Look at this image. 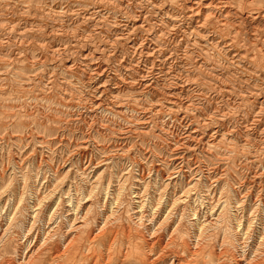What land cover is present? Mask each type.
<instances>
[{"label": "rangeland", "instance_id": "374dc122", "mask_svg": "<svg viewBox=\"0 0 264 264\" xmlns=\"http://www.w3.org/2000/svg\"><path fill=\"white\" fill-rule=\"evenodd\" d=\"M23 2L22 0H10L7 4H4L3 0H0V3L5 6L0 4V14H2L0 15V24L14 21L15 23L19 22L22 27L25 25H44L47 26L49 32L52 28H56L51 19L40 16L27 18L23 10L29 3H27L28 0H23ZM35 5L42 6L43 4L34 0L31 2V6L34 7ZM60 5L57 4V7ZM76 8L78 7H73V9ZM2 10L4 13H2ZM27 19L29 23L26 22ZM66 25L70 27L68 29L75 28L73 24L69 25L67 23ZM80 27L84 30L91 28L87 24H82ZM83 34L87 35V32ZM55 43L57 46L60 43L63 44L58 40ZM77 49H72L69 54L66 53L69 59L76 57ZM0 50L1 58L8 49L2 50L0 48ZM25 52H29L30 55L35 52L37 54L36 50ZM66 54L65 57H67ZM105 62L111 68L117 66L116 63ZM80 63L78 59V67L69 70L65 68L61 60H53L45 66H37V69L36 66L30 67L31 65L27 61H17L6 65L3 62L1 63L0 60V135L3 133L4 112L7 109H12V111L28 109L33 112L34 110H40L45 114L57 113L62 119L69 121L68 123L64 122L65 127L63 128L59 127L57 123L53 128L47 129L49 134H52L48 138L44 137L45 133L42 131L45 128L42 127V124L45 126L51 125L50 122L44 121L41 124L37 121V123L29 124L26 121L25 127L18 128L21 131L17 132L16 128L15 130L13 128L15 132L12 135L24 137L18 144L12 143V141H7L9 142L7 143L6 140H0L1 215L6 217L8 213V217H10L13 214L14 208L8 210V207H6L7 209L2 207L7 206L9 199L13 203L16 198L15 193L20 190L25 191L24 209L21 213L25 212L24 215L27 217L32 212L30 206L34 204V198H36L38 191V193H42L53 188L56 189L57 193L50 203V207L54 208L61 195L59 190L63 189L67 192L71 187L73 189L72 194L81 192L82 195L87 189L86 186L93 182L104 170V176L102 175L101 178L103 186L107 185V180L112 173L118 176L113 183L114 187L118 186L120 182L123 183L125 177L129 174L136 176L142 174L144 179L140 183L136 182L135 178L125 181L126 183L123 184L125 186H122L124 188L121 190L123 191L121 196H123L118 203L115 202L111 205V201L108 199L111 200L112 198H109L105 192L103 194L102 188L94 195L92 199L93 204L95 203L94 210L90 215L86 235L80 243V254L88 259L89 264H152L150 263L151 259L147 257L151 255V252L154 255L153 257L162 254L154 260L153 264H170L173 253H180L185 259L192 261V264H217L215 259H218V253L222 251L223 264H237L242 257H245L248 264H264V241H262L259 234L260 232L264 234V124L258 126L256 130L252 127L249 130L251 119L262 117L261 119L264 121V75L243 77L242 73H240V76L227 74L226 76L230 79V81H227L228 85L233 88V92L229 95L222 93L219 89L200 83L194 84L192 89L182 93L179 90L170 93L169 89H166V94H170L169 96L160 93L153 96L139 95L137 100L145 103L148 111L146 114L147 120L142 119L138 122L140 124H136L137 119L134 117L128 116L121 119L108 112L102 113L101 111L96 112L97 114L94 113V116H92L94 118H91L88 114L89 110L85 107L63 105L60 91L54 88L49 94L48 100H44L41 88L37 84L40 78L44 80L43 87L47 84L51 87L49 82L55 78L65 93H72L77 98L91 99L95 94V87L100 85L101 82L89 83L85 78V72H88V68L86 69ZM23 67L24 69H22ZM164 67L167 69L171 66L166 64ZM173 69L176 70L173 71L177 74L184 75L188 73L187 66L183 64L176 65ZM21 70L26 71L28 76L26 74L20 76L18 72ZM33 75L37 76L35 92L22 91L23 85L20 84H24L25 87L26 83L28 88L34 86V84H29L28 79L29 76ZM109 75V85L114 86L112 78L115 76V71L110 70ZM208 81L214 84L218 83L216 80L205 79L206 83ZM162 85L168 87V83L163 82ZM202 92L203 94H201ZM171 94H180L184 100L194 102V107L196 104L199 109L195 107L196 109L189 110L187 113L189 117L187 121L183 122L175 119V116L178 115L176 113L172 115L167 114L168 112L156 114L153 110L149 111V107L154 104L164 105L166 109L178 110L176 106L171 105ZM121 95L124 99H133L126 90L121 92ZM35 96H38V98L35 99ZM159 108L158 106L157 109ZM22 114L24 113L22 112ZM86 116L89 124L96 121L93 129H90L88 124H83V119ZM213 117L215 119L212 123L211 118ZM144 120L147 121L145 124H143ZM18 122L19 120H17ZM105 126L116 129L119 133L113 134L109 129L104 128ZM96 130L101 132L97 133ZM217 130H219V133L213 139L211 135H214ZM88 135L91 136V139H88ZM37 138L54 139V143H48V147L42 144L41 146L39 142H36ZM180 138H189V149L185 148L178 151L177 140ZM84 148L93 156L90 165L86 160L80 162L78 152ZM180 156H185L183 161L178 159ZM69 170L72 174L67 173ZM28 171L31 184L23 190L21 189L20 180H22V175ZM170 178L174 179L171 180ZM196 182H198V185L201 183L189 191L188 189ZM136 188L140 189V198H138ZM6 189L8 191L1 194ZM188 191L189 193H187ZM65 195L67 196V194H64V198ZM179 197L183 201L178 205H174L173 201ZM141 198L142 200H140ZM106 200L109 204L100 207L101 202L104 204ZM134 200L136 202L140 201L141 205L144 206V210L141 209L142 211L140 208L136 209L140 211L138 215L131 209L134 206ZM203 200L206 201V204ZM65 204L61 206L59 216L51 222L50 228L46 226V229L53 230L55 236L54 241H52L53 249L70 227L66 223V209L69 206ZM135 205L137 204L135 203ZM211 205L215 206L214 210H207ZM191 206H196L195 208L198 209L202 222L207 223L205 231L207 234L201 236L204 240L206 239L205 247L199 254L195 255L191 248L193 247V241L195 242L197 238L195 236L197 228L192 226L191 223L193 222L191 220ZM223 206H225L224 218L217 220ZM52 211L53 209H50V212ZM104 211L107 212L105 216L114 212V219L101 234H98L100 236L98 244L87 251L89 237L94 236L97 232L95 222L101 221L100 214ZM49 213L47 214L49 215ZM234 214L249 229L250 234L247 237L237 233L240 230L242 232L243 227L237 226ZM19 216L18 219L22 217L21 220H24L23 215L20 214ZM21 223L19 225L17 222L8 232V237L13 240L8 248L7 257L9 258H11V254L12 256L16 255L14 253L15 243L24 241L25 244H29L26 245V248L31 243H36L35 234L32 236L33 239L26 241L24 236L26 231H24L25 229ZM39 224L37 226L38 231L42 233L44 223L39 222ZM177 225L179 232L172 235V237L171 233ZM152 233L161 242L159 241L160 243L157 242L156 245L151 247L145 242H148L147 240ZM43 236L40 241H42ZM146 237L148 238L146 239ZM164 247L165 249H163ZM26 248L23 251H27ZM111 254L113 257L108 260L107 255ZM91 255L92 258L93 255L95 258H90Z\"/></svg>", "mask_w": 264, "mask_h": 264}, {"label": "bare ground", "instance_id": "6f19581e", "mask_svg": "<svg viewBox=\"0 0 264 264\" xmlns=\"http://www.w3.org/2000/svg\"><path fill=\"white\" fill-rule=\"evenodd\" d=\"M9 1L10 0H3V3L7 4ZM32 1L34 0H28L27 3L29 4L23 10L25 16H27V18H36L40 16L51 19L56 28H52L49 32L47 26L44 25H25L22 27L19 22L15 23L14 21H7L9 23L0 24V48L2 50L5 48L8 49L6 50V52H8H5L4 56H1V63L3 62L9 65L17 61H27L28 64L31 65L30 67H42L47 65L50 61L61 60L65 68L70 70L78 67L77 61L79 59L81 62L80 64L84 65L86 69L88 68V72H85L87 81L91 84L97 83L98 81L101 82L100 85L95 87V94L90 100L77 98L72 93H65L55 78L49 82L51 87L48 84H44L45 87H43L42 84L44 80L41 78L37 84L41 88L44 100L49 98V94L54 88L60 91L63 101L61 103L63 105L68 107L74 105L85 107L89 110L88 114H90L89 117L91 118H94L92 117L94 113L97 114L96 112L101 111L102 113L108 112L116 118L121 119L128 116L134 117L137 119L135 123L140 124L138 123L140 120H147L146 114L148 109L145 103H142L141 100H137V96L139 95L153 96L156 93H160L169 96L170 94H166V89H169L170 93H174L172 91L175 90H179V92L182 93L192 89L193 85H197V83L209 85L229 95L233 92V88L228 85L227 81H230V79L226 76L227 74L240 76V73H242L243 77L264 75V0H35L43 4L42 6L35 5L36 7L31 6ZM57 4L61 5L57 7ZM1 6L4 5L1 4ZM74 6L78 8L73 9ZM2 13H4V11ZM8 13L10 12L8 11ZM26 22H28V19ZM67 23L69 25L73 24L75 28L68 29L69 26L67 27ZM82 24H87L91 28L84 30L80 27ZM82 32H87V35ZM57 40L63 44L60 43L61 46H57L55 43ZM75 48H78L76 50V57L69 59L66 53L68 52L69 54V51ZM30 50H36L37 54H35V52V55H30L29 52H25ZM16 51H19V53ZM65 54L67 57H65ZM104 60L112 64L116 63V68H111ZM166 64H170L171 67L166 69L164 67ZM182 64L187 66L188 73L182 75L174 72L176 71L173 69L174 66ZM22 69H24V67ZM110 70L115 71V76L112 78L114 86L109 85ZM18 74L23 76L26 74V71L21 70ZM36 75L29 76L28 78L30 81L29 84H34L33 87L28 88L26 83L25 87L24 84H20L23 85L22 91H28L30 93L35 92V87L37 86L35 83L37 81ZM26 76L28 75L26 74ZM205 79L216 80L218 83L214 84L211 81L206 83ZM163 82L168 83V87L162 85ZM125 90L131 94L133 99H124L122 97L121 92ZM25 93L27 94V92ZM134 94H136V96H134ZM201 94H203V92ZM37 98L38 96H35V99ZM170 99L171 105L176 106L178 110L172 108L166 109L164 105L154 104L149 107V111L153 110L156 114L168 112L167 114L172 115L176 113L178 115L175 116V119H179L182 122L187 121L189 117L187 113L189 110L195 108L196 104L194 107V102L184 100L180 94H171ZM254 102L257 103L255 100ZM158 106L160 107L159 109H157ZM196 108L199 109V107ZM200 108L202 109V107ZM260 109L262 110V108ZM22 112L24 114H22ZM179 114L182 116L180 117ZM4 115L3 133L0 135V140H6V142L12 141V143L14 142L15 144L22 141L24 137L12 135V133L15 132L13 128L14 130L16 128L17 132L21 131L18 128L25 127L26 121L29 122V124L37 123V121L41 124L44 121L50 122L49 124L51 125L45 126L42 124V127L45 128V130L42 131L45 133V138L52 135L49 134L47 129L53 128L57 123L59 127L63 128L65 127L64 122H69L62 119L57 113L45 114L40 110H34L33 112L28 109L20 111L7 109ZM20 118L22 119L21 121ZM261 118L251 119L252 122L249 124V130L250 127L256 130L258 126L263 125L264 121ZM87 119L88 117L86 116V118L83 119V124H88L89 128L93 129L96 121L89 124ZM214 119V117L211 118L212 123ZM17 120H19L18 123ZM146 120L143 121V124L147 122ZM104 128L109 129L113 134L119 133L118 130L108 126ZM96 131L99 133L100 130ZM218 133L219 130L215 131L214 135H211V137H213V139L216 138ZM45 138H37L36 142L46 147H48V143H54V139ZM88 139H91L90 135H88ZM188 139L189 138H180L177 140L178 151L185 148L189 149L188 146L190 142ZM78 156L81 163L86 160L90 165L93 161V156H91L90 152L85 148L79 150ZM184 158L185 156L178 157V159L182 161ZM67 173L70 174V170ZM104 173L105 170L102 174L98 175L93 182L86 186L87 189L85 188L86 191H84V194L82 193L83 196L80 194V191V193L76 194L75 192V194H72L73 189H71V187L67 192L63 189L59 190L61 195L59 202L54 208L50 207V203L57 193L56 189L53 188L50 191L42 193H38V191L36 198H34V204L30 206L32 212L28 215L29 217L24 215L25 212L21 213L24 209L25 191L20 190L15 193L16 198L13 203L9 199L7 206L5 205L2 207L3 209H7L6 207H8V210L14 208L13 214L8 217L9 214L7 213V216L4 217L0 212V264H89L88 259H85V256L80 254V243H82L86 235V228L90 222V215L94 210L95 203L93 204L92 202L94 195L102 188V193L104 194L105 192L109 198L113 199H108L111 201L112 205L115 204V202L118 203L121 201V197L123 196H121V192H123L121 190L124 188L122 186H125L123 185L126 183L125 181L135 178L136 182L140 183V181L144 179L142 174L136 176L128 173L129 175L125 177L124 182L121 183L119 181L120 183L118 186L116 185L114 187L113 183L118 176L112 173L107 180V185L103 186L101 178L104 176ZM22 176V180H20V184L22 185L21 189L25 190L29 187V184H31V181L29 182V171ZM170 179L172 180L174 178ZM89 182L90 180L88 183ZM131 182L133 183V181ZM199 185L198 182H196L188 190L191 191L190 189H194L193 187ZM136 189L139 196L138 198H140V189ZM7 191L8 189L1 192V194ZM189 191L187 193H189ZM133 192L136 193L135 190H133ZM64 194H67V196L65 195L67 200H65ZM140 200H142V198ZM134 201V206H132L131 209L138 215L140 211L136 209L140 208L141 210L144 206L141 205L140 201ZM182 201L183 200L179 197L173 201V204L178 205ZM66 202H68L67 204L69 206V208L66 209V223L70 227H68V231L63 234L61 240L55 244L53 249L52 241H54L55 236L53 230L46 229V226L50 228L51 222L56 220L59 216L58 214L61 206ZM203 202L206 204V201L203 200ZM135 203L137 205H135ZM106 204H109L107 200L106 202L104 201V204L101 202L100 207H105L107 206ZM159 204H161V202H159ZM110 207L112 208V206ZM195 207L191 206L190 208L192 212L191 220H193V222H191L192 226H196L197 228V230H195L197 231L195 235L197 238L195 242L193 241V247L191 248L194 255L197 253L199 254L205 247L204 243L206 239L204 240L202 237L206 233L205 231L207 228V223L204 224L202 222L198 209ZM214 208L215 206L211 205L207 210H214ZM50 209H53V211L50 212ZM151 209L153 208L151 207ZM47 213H49V215ZM106 213L107 212L104 211V213L100 214L101 221L95 222L97 232L94 236L89 237V248L87 251L91 250L92 246L98 244L97 242L100 238L98 234H101L114 219V212L111 215L105 216ZM224 213L225 206L222 207V210L217 216V220H221L222 217L224 218ZM20 214L24 216V220H21L22 217L18 219ZM234 217L237 220V226L243 227L242 232L240 230L237 231V233L247 237L250 234L249 229L242 223V220H240L236 214H234ZM17 222L18 224L22 222L21 224L25 229L24 231H26L24 232L26 241L31 239L35 234L34 239H36V243H31L28 248H26L28 243L25 244L24 241L15 243L14 253L16 255L12 256L10 253L11 258H9L7 257L8 248L13 240L8 237V232ZM39 222L44 223L42 233L38 231L37 226ZM178 225L173 229L171 236L179 232ZM179 229L181 230V228ZM259 234L262 241H264V234H262V232ZM154 235L155 234L152 233L150 238L146 237V239L148 238V242H145L146 240L144 241L151 247L160 241V239L156 238ZM42 236V241H40ZM176 238L179 239L178 237ZM168 244L170 243L168 242ZM25 248L27 251H23ZM163 249H165V247ZM222 252L218 253V259L214 258L217 260V264H223L224 258ZM159 255L153 257L154 255L151 252V255L146 256L148 259H151L150 263L153 264L154 260H156ZM89 257L92 258V255ZM112 257V254L107 255L108 260H111ZM93 258H95L94 255ZM191 262L192 261L185 259L180 253H173L170 264H192ZM237 264L248 263L245 257H242Z\"/></svg>", "mask_w": 264, "mask_h": 264}]
</instances>
